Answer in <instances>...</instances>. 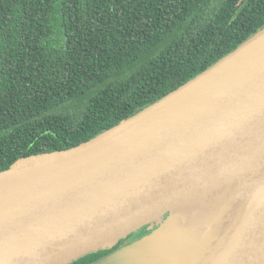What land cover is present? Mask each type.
Returning a JSON list of instances; mask_svg holds the SVG:
<instances>
[{"label": "water", "instance_id": "95a60500", "mask_svg": "<svg viewBox=\"0 0 264 264\" xmlns=\"http://www.w3.org/2000/svg\"><path fill=\"white\" fill-rule=\"evenodd\" d=\"M143 229L94 264H264V28L90 141L0 173V264H72Z\"/></svg>", "mask_w": 264, "mask_h": 264}, {"label": "trees", "instance_id": "16d2710c", "mask_svg": "<svg viewBox=\"0 0 264 264\" xmlns=\"http://www.w3.org/2000/svg\"><path fill=\"white\" fill-rule=\"evenodd\" d=\"M263 28L264 0H0V173L90 141Z\"/></svg>", "mask_w": 264, "mask_h": 264}, {"label": "rangeland", "instance_id": "374dc122", "mask_svg": "<svg viewBox=\"0 0 264 264\" xmlns=\"http://www.w3.org/2000/svg\"><path fill=\"white\" fill-rule=\"evenodd\" d=\"M146 233H148V234H150V231L148 230V229H143V230H141L139 233H137V234H134L133 236H132V238H136V240H137V242L138 241H140V240H143L144 238H146V236L148 235V234H146ZM146 234V235H145ZM130 240H133V239H130ZM131 242V241H130ZM136 243V242H135ZM128 244H131V243H128ZM110 256V255H109Z\"/></svg>", "mask_w": 264, "mask_h": 264}, {"label": "bare ground", "instance_id": "6f19581e", "mask_svg": "<svg viewBox=\"0 0 264 264\" xmlns=\"http://www.w3.org/2000/svg\"><path fill=\"white\" fill-rule=\"evenodd\" d=\"M201 213L205 214V215H208V213H210V211L208 209H202Z\"/></svg>", "mask_w": 264, "mask_h": 264}]
</instances>
